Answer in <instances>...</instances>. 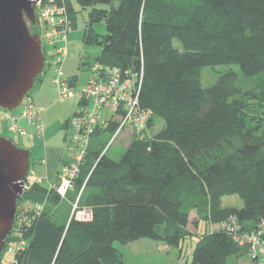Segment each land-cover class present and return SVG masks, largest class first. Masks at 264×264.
I'll use <instances>...</instances> for the list:
<instances>
[{
    "label": "trees",
    "instance_id": "obj_1",
    "mask_svg": "<svg viewBox=\"0 0 264 264\" xmlns=\"http://www.w3.org/2000/svg\"><path fill=\"white\" fill-rule=\"evenodd\" d=\"M55 3L66 8L71 27L74 4L90 8L83 44L99 48V64L142 69L139 109L150 113L149 130L157 119L163 127L153 137L132 136L117 160L98 141L114 134L117 120L98 128L72 189L78 204L91 209L92 220H68V209L62 218L43 212L12 264H122L114 244L141 239L180 249L190 236V209L202 214L205 225L233 216L244 230H253L264 219V0ZM98 23L105 34L94 30ZM217 65H235L243 77L262 80L243 90L239 74L228 71L203 88L201 70ZM231 196L240 208L221 205ZM23 199L45 200L51 208L63 204L40 183ZM243 256L245 248L214 229L198 238L186 264H238Z\"/></svg>",
    "mask_w": 264,
    "mask_h": 264
},
{
    "label": "rangeland",
    "instance_id": "obj_2",
    "mask_svg": "<svg viewBox=\"0 0 264 264\" xmlns=\"http://www.w3.org/2000/svg\"><path fill=\"white\" fill-rule=\"evenodd\" d=\"M47 3L43 0L41 8ZM100 7V6H99ZM74 8L77 11L75 15V26L71 27L69 33L66 36V41L61 38H57L53 46H45L41 48L43 57L46 60L50 59V56L54 53L55 49L61 47L65 48L64 62L62 64L63 76L66 79L76 78L73 83L74 89H80L85 85L90 76V66L95 63V58L99 54V48L96 46H85L82 42L83 31L88 21V13L90 8L81 9L77 4H74ZM35 23H30L26 20L27 27L32 35L36 34L43 36L45 33L44 21L40 18L38 9L34 10ZM32 24V25H31ZM96 33L103 35L105 34V26L103 23L94 25ZM174 47L181 49V45L178 42L173 43ZM45 67V65H44ZM48 69L43 68L42 75H40L41 81H36L32 90L26 97L30 98L31 102L35 107L44 109L41 112V121L44 127V134L41 137L36 135L34 127L24 126L27 133L34 134V139L23 137L17 132L10 130V123H0V137L11 140L20 149H24L30 152V162L28 177L25 180V185L29 190L33 183V178H40L43 184H46L43 160L46 157V153L55 150L54 152L67 151V148H72L70 145L69 135L70 129L66 126L74 119L75 113L81 109V105L78 103V99H62L59 96L58 89L50 82L47 77ZM228 71H234L239 74L238 85L243 90L253 89L262 80V76H256L254 78L247 79L240 74V71L235 65H217L213 67H204L201 70L200 80L203 88L211 87L218 79V77ZM39 77V76H38ZM18 114L19 110L12 112ZM110 115L109 112L105 111L102 113L103 118H107ZM163 127L161 120H156L155 125L149 130L148 136L153 137ZM20 128V127H19ZM113 135L110 133L103 134L98 140L102 146H106L112 140ZM132 133L130 129L122 131L117 137L114 138L111 145L108 147L106 153L112 159H119L124 153L128 143L131 141ZM70 153V152H69ZM71 151V155H72ZM70 155V156H71ZM35 177H32V173ZM60 182L50 183L47 187L52 186L58 189ZM49 190V189H48ZM24 191V192H25ZM62 207L51 208L45 200L42 202L31 201L28 199L18 200L16 207V214L14 217L13 227L16 230L13 234L5 239V246L0 253V260L4 261L5 264H12L14 254L12 251L13 247L19 249H26L28 241L25 240L26 235L33 226V222L43 213L48 212L50 217L57 218L63 216V211L68 209L67 215L68 220L74 217L76 211L80 208H89L88 206H82L78 204V197L73 198L72 190L68 191L63 198ZM223 207H241V202L236 196L223 197L221 200ZM76 207V210H74ZM17 210L19 212L17 213ZM74 212V213H73ZM202 214H197L195 209H190L189 225L187 231L190 236L183 242L180 249L166 245L163 242L151 241L148 239H141L136 242L121 245L115 243L114 247L122 255V264H186L190 259V252L198 238L206 232H209L210 226L205 225L202 220ZM214 230L215 227L212 226ZM20 233V234H19ZM16 234V236H14ZM11 245V246H10ZM12 247V250L9 248ZM16 249V248H15ZM238 264H251L250 259L247 256L241 257Z\"/></svg>",
    "mask_w": 264,
    "mask_h": 264
},
{
    "label": "built area",
    "instance_id": "obj_3",
    "mask_svg": "<svg viewBox=\"0 0 264 264\" xmlns=\"http://www.w3.org/2000/svg\"><path fill=\"white\" fill-rule=\"evenodd\" d=\"M42 1L36 0L34 7V10L38 9L40 18L46 25L45 33L40 37L41 44L53 46L57 38L66 41V36L71 29L66 8L58 6L55 3L56 0H46L47 3L41 8ZM42 45V48L45 47ZM65 54L64 47L55 49L50 59L45 61L44 67L48 69L47 77L58 89L60 98H76L81 105V109L75 113L74 119L68 123L69 142L73 154L59 173L60 187L58 189L52 186L48 187L49 190L54 189L61 198L73 189L79 168L88 152L91 136L98 128H106L113 120H117V128L109 145L126 129L131 130L132 136L141 139L148 134L147 121L150 117L149 112L139 109V94L143 79L142 69L139 72L122 71L119 68L95 62L90 66V76L85 85L80 89H74V84H71L70 79L63 76L62 64ZM15 110H19V113L13 114L12 112ZM15 110L8 111L0 108V123L9 122L11 131H18L19 134L30 140L34 139V134L27 133L24 126L34 127L36 135L43 136L45 130L40 116L42 108L35 107L30 98L25 97ZM105 111L110 113L107 118L102 117V113ZM26 182H24L25 189H27ZM33 183H37V181H33ZM18 212L19 210H17ZM72 219L83 223L90 222L92 220L91 209L80 208ZM216 229L226 232L238 246L245 248L246 256L250 259L251 264H264V219H261L253 230L246 231L232 216L218 224ZM14 230H16L15 227L12 228L10 236ZM20 247L19 249L16 246V249L13 247L12 253L15 255L18 251L23 250ZM9 249L12 250V247Z\"/></svg>",
    "mask_w": 264,
    "mask_h": 264
},
{
    "label": "water",
    "instance_id": "obj_4",
    "mask_svg": "<svg viewBox=\"0 0 264 264\" xmlns=\"http://www.w3.org/2000/svg\"><path fill=\"white\" fill-rule=\"evenodd\" d=\"M35 4L36 0H0V108L8 111L19 107L45 65L41 40L26 23H35ZM28 170L29 151L0 137V253L12 231Z\"/></svg>",
    "mask_w": 264,
    "mask_h": 264
},
{
    "label": "crops",
    "instance_id": "obj_5",
    "mask_svg": "<svg viewBox=\"0 0 264 264\" xmlns=\"http://www.w3.org/2000/svg\"><path fill=\"white\" fill-rule=\"evenodd\" d=\"M54 151L55 150L46 153V157L42 162V164L44 165L45 180L47 181L46 184H43V181L40 178L37 179L33 178L34 182L37 181V183L47 186L50 183H55L59 181V173L62 169V166L67 164L68 161L70 160L72 148L68 147L66 152L65 151L63 152L61 150H58V152H54ZM30 156L31 154L29 152V163L31 165ZM31 173H32V177H35L34 173L33 172Z\"/></svg>",
    "mask_w": 264,
    "mask_h": 264
},
{
    "label": "bare ground",
    "instance_id": "obj_6",
    "mask_svg": "<svg viewBox=\"0 0 264 264\" xmlns=\"http://www.w3.org/2000/svg\"><path fill=\"white\" fill-rule=\"evenodd\" d=\"M66 126H67V128H68V124L66 123ZM110 143V142H109ZM111 145V144H110ZM109 144L106 146V148L103 150V153H105L106 151H107V149H108V147L110 146ZM27 177H28V175H27ZM215 227V229H216V226H214ZM210 228H212L213 229V227L212 226H210ZM212 229H210V230H212Z\"/></svg>",
    "mask_w": 264,
    "mask_h": 264
}]
</instances>
